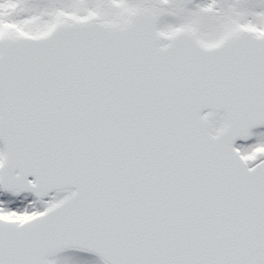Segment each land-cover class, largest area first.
I'll return each mask as SVG.
<instances>
[{"label": "snow or ice", "instance_id": "snow-or-ice-1", "mask_svg": "<svg viewBox=\"0 0 264 264\" xmlns=\"http://www.w3.org/2000/svg\"><path fill=\"white\" fill-rule=\"evenodd\" d=\"M0 264H264V0H0Z\"/></svg>", "mask_w": 264, "mask_h": 264}]
</instances>
